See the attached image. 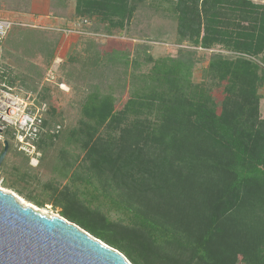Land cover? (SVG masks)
I'll use <instances>...</instances> for the list:
<instances>
[{"label":"trees","instance_id":"1","mask_svg":"<svg viewBox=\"0 0 264 264\" xmlns=\"http://www.w3.org/2000/svg\"><path fill=\"white\" fill-rule=\"evenodd\" d=\"M148 1L76 0L75 16L112 33ZM158 1L168 3L180 43L230 56L212 54L197 83L191 59L145 52L147 70L132 62L122 107L113 90L89 91L70 139L84 153L96 203L81 205L64 186L61 217L131 264H264V0ZM54 111L38 149L61 133L50 131ZM2 136L1 172L15 143L12 130Z\"/></svg>","mask_w":264,"mask_h":264},{"label":"rangeland","instance_id":"2","mask_svg":"<svg viewBox=\"0 0 264 264\" xmlns=\"http://www.w3.org/2000/svg\"><path fill=\"white\" fill-rule=\"evenodd\" d=\"M75 4L76 0H0V18L15 24L0 45V83L6 82L23 96L31 94L36 106L46 103L55 110L51 124L62 126L52 142L37 148L43 157L38 169L29 166L27 157L10 140L12 154L0 170V189L48 217H61L68 204L60 197L64 186L77 193L81 205L88 206V200L96 203V198L92 199L94 186L85 178L84 153L70 139L89 91L95 87L113 90L118 107H122L128 98L127 76L134 70L132 62L137 59L142 63L140 72L147 70L143 65L145 52L155 59H191L193 80L197 83L202 82L212 54L230 56L220 47L204 50L188 41L180 43L168 3L151 0L141 4L128 29L112 33H107L106 25L99 19L81 22L75 16ZM58 56L63 59L59 65L55 64ZM125 56L130 62L128 68L124 65ZM61 82L70 87L69 93L59 89ZM260 93L264 97V86ZM260 108L264 117V99ZM4 140L2 136L0 153ZM12 185L16 190L10 189ZM28 198L43 206L30 203Z\"/></svg>","mask_w":264,"mask_h":264},{"label":"water","instance_id":"3","mask_svg":"<svg viewBox=\"0 0 264 264\" xmlns=\"http://www.w3.org/2000/svg\"><path fill=\"white\" fill-rule=\"evenodd\" d=\"M8 151L4 141L0 169ZM0 264L131 263L78 225L60 216H45L0 189Z\"/></svg>","mask_w":264,"mask_h":264},{"label":"built area","instance_id":"4","mask_svg":"<svg viewBox=\"0 0 264 264\" xmlns=\"http://www.w3.org/2000/svg\"><path fill=\"white\" fill-rule=\"evenodd\" d=\"M14 26L13 22L0 18V43L8 37ZM62 62L60 56L55 60L57 65ZM52 73L51 69L50 74ZM58 87L65 93L70 92V87L66 83H58ZM47 111L46 103L36 106L31 94L23 96L6 82L0 83V131L3 134L7 130H12L17 149L29 157V164L32 167L39 165L40 153L37 142L45 131L44 118ZM61 129L62 126L57 125L51 133L58 134ZM2 182L3 180L0 181V185Z\"/></svg>","mask_w":264,"mask_h":264},{"label":"crops","instance_id":"5","mask_svg":"<svg viewBox=\"0 0 264 264\" xmlns=\"http://www.w3.org/2000/svg\"><path fill=\"white\" fill-rule=\"evenodd\" d=\"M42 158L43 157H41L40 156V158H39V165L37 166V167H32V166H30L32 169H38L40 166H41V164H42Z\"/></svg>","mask_w":264,"mask_h":264},{"label":"bare ground","instance_id":"6","mask_svg":"<svg viewBox=\"0 0 264 264\" xmlns=\"http://www.w3.org/2000/svg\"><path fill=\"white\" fill-rule=\"evenodd\" d=\"M22 203V202H21ZM23 205H26V204H24V203H22Z\"/></svg>","mask_w":264,"mask_h":264}]
</instances>
